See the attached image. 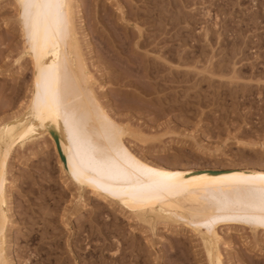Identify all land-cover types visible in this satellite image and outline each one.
Returning <instances> with one entry per match:
<instances>
[{
    "label": "rangeland",
    "instance_id": "1",
    "mask_svg": "<svg viewBox=\"0 0 264 264\" xmlns=\"http://www.w3.org/2000/svg\"><path fill=\"white\" fill-rule=\"evenodd\" d=\"M15 2L0 0V124L32 90ZM71 2L91 90L131 152L175 171L264 170V0ZM5 179L8 264H211L191 225L144 224L76 182L53 134L13 148ZM217 232L221 264H264V231Z\"/></svg>",
    "mask_w": 264,
    "mask_h": 264
},
{
    "label": "bare ground",
    "instance_id": "2",
    "mask_svg": "<svg viewBox=\"0 0 264 264\" xmlns=\"http://www.w3.org/2000/svg\"><path fill=\"white\" fill-rule=\"evenodd\" d=\"M15 1L32 90L26 111L0 124V264H8V159L13 148L45 133L55 135L76 182L146 220L144 224L180 220L191 225L211 264H221L219 228L245 224L254 232L264 231V170L175 171L135 155L123 142L125 131L99 106L91 90L71 0ZM147 40L137 45L149 46ZM36 235L29 233L25 242L33 244ZM36 257L40 260L42 254Z\"/></svg>",
    "mask_w": 264,
    "mask_h": 264
}]
</instances>
